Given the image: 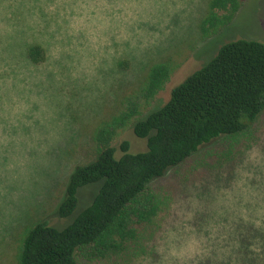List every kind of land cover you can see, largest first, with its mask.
Instances as JSON below:
<instances>
[{
    "label": "rangeland",
    "instance_id": "rangeland-1",
    "mask_svg": "<svg viewBox=\"0 0 264 264\" xmlns=\"http://www.w3.org/2000/svg\"><path fill=\"white\" fill-rule=\"evenodd\" d=\"M207 1L0 0V264H14L25 224L47 217L65 225L91 202L102 180L78 188L74 211L56 219L67 175L95 155L98 122L149 66L176 64L153 102L159 107L221 44L264 40V0H245L233 23L205 37L199 23ZM31 42L46 49L44 62L25 57ZM260 121L258 143L245 150L231 182L230 147L222 142L204 151L210 171L190 168L192 159L160 179L173 181L176 196L157 235L159 256L135 264H197L230 247L234 219H264V113ZM124 138L133 149L144 144L131 129L113 144Z\"/></svg>",
    "mask_w": 264,
    "mask_h": 264
},
{
    "label": "trees",
    "instance_id": "trees-1",
    "mask_svg": "<svg viewBox=\"0 0 264 264\" xmlns=\"http://www.w3.org/2000/svg\"><path fill=\"white\" fill-rule=\"evenodd\" d=\"M244 1L208 0L199 23L203 36L233 23ZM252 37L221 44L211 59L171 88L159 107L153 102L176 64L170 59L149 66L139 84L98 122L92 136L95 155L67 175L54 209L56 219L59 222L74 211L78 188L102 180L91 202L65 225L47 217L25 224L17 234L14 264L157 260V235L176 196L173 181L160 179L192 159L190 168L210 171L212 165L203 154L210 144L222 142L230 147L231 182L245 150L258 143L264 113V40ZM23 52L33 64L47 56L38 42L27 43ZM127 129L144 141L141 148L133 149L126 138L113 144ZM253 219L230 222L225 238L230 247L197 264H264V219Z\"/></svg>",
    "mask_w": 264,
    "mask_h": 264
},
{
    "label": "clouds",
    "instance_id": "clouds-1",
    "mask_svg": "<svg viewBox=\"0 0 264 264\" xmlns=\"http://www.w3.org/2000/svg\"><path fill=\"white\" fill-rule=\"evenodd\" d=\"M249 158H252V157H251V154H250Z\"/></svg>",
    "mask_w": 264,
    "mask_h": 264
}]
</instances>
